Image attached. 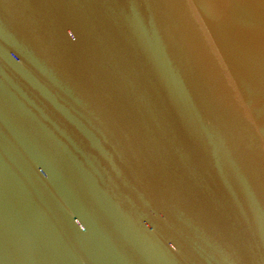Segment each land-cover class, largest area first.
I'll return each instance as SVG.
<instances>
[{"label":"water","instance_id":"water-1","mask_svg":"<svg viewBox=\"0 0 264 264\" xmlns=\"http://www.w3.org/2000/svg\"><path fill=\"white\" fill-rule=\"evenodd\" d=\"M0 264H264V0H0Z\"/></svg>","mask_w":264,"mask_h":264}]
</instances>
